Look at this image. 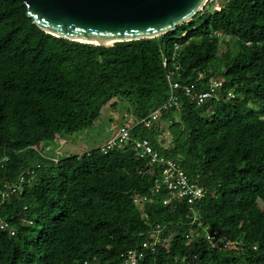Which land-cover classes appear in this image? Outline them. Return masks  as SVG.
I'll return each instance as SVG.
<instances>
[{"label": "trees", "instance_id": "obj_1", "mask_svg": "<svg viewBox=\"0 0 264 264\" xmlns=\"http://www.w3.org/2000/svg\"><path fill=\"white\" fill-rule=\"evenodd\" d=\"M209 8L164 34L104 46L56 37L22 0H0V264H122L130 248L142 251L138 264H264V0ZM170 73L200 87L223 81L220 100L197 105L178 89L177 106L130 133L197 181L193 206L165 205L157 167L130 146L42 156L105 105L144 118L166 101ZM154 235L155 248L142 247Z\"/></svg>", "mask_w": 264, "mask_h": 264}, {"label": "water", "instance_id": "obj_2", "mask_svg": "<svg viewBox=\"0 0 264 264\" xmlns=\"http://www.w3.org/2000/svg\"><path fill=\"white\" fill-rule=\"evenodd\" d=\"M22 1L32 23L45 32L56 37L104 46L150 38L174 30L191 21L205 5V0Z\"/></svg>", "mask_w": 264, "mask_h": 264}, {"label": "built area", "instance_id": "obj_3", "mask_svg": "<svg viewBox=\"0 0 264 264\" xmlns=\"http://www.w3.org/2000/svg\"><path fill=\"white\" fill-rule=\"evenodd\" d=\"M221 0H205V5L211 8V11L220 10ZM180 46L175 45V50H179ZM163 64L166 65V59L163 60ZM204 77V72H199L197 74L196 82ZM167 81L169 85V95L166 101L159 107L153 109L144 118H130L125 121L119 127H114L113 135L107 138L104 143L100 146L103 153L115 148H123L125 146H130L137 156V158H147L146 166L151 170L157 167L159 173L155 179V190L158 191L161 187L165 188L169 197L163 200L165 205H169L172 201L180 203L186 200L191 206L201 199L204 194V190L199 186L196 180H193L181 165L171 158L166 156H161L156 150H154L151 141L148 138H133L131 137V130L138 124H142L144 127H151L156 121H158L163 113L178 105V95L176 90L181 89L185 96L195 102L197 105H202L210 99L220 100L222 97V86L223 81L217 76H211L208 78L207 82L203 86H198L196 82H190L181 84L179 81L174 80L172 74L167 75ZM234 93L229 91L227 97H233ZM168 134L159 135L160 138L166 137ZM141 172V171H140ZM11 192L16 191L15 187H10ZM197 217L193 214L192 220L195 221ZM7 222L1 224V228H7ZM158 227V233L161 229ZM211 234V235H210ZM205 232V235L220 241V237L216 236V232L212 233ZM157 236L154 235L153 240L150 242L144 241L142 247H150L152 250L157 244ZM223 246L227 247V244ZM143 257L142 251H137L135 248H130L126 254L123 255L122 264H138L140 259Z\"/></svg>", "mask_w": 264, "mask_h": 264}, {"label": "rangeland", "instance_id": "obj_4", "mask_svg": "<svg viewBox=\"0 0 264 264\" xmlns=\"http://www.w3.org/2000/svg\"><path fill=\"white\" fill-rule=\"evenodd\" d=\"M124 106H118L116 109L106 105L101 107L99 117L93 126L76 132L71 137H66L67 140L60 139L58 142L52 143L49 147L43 149L42 156L65 157L70 154H80L94 147H100L107 138L113 135L112 129L114 127H119L130 119H127V116L124 117L126 113ZM258 110L257 108L256 111L258 112ZM171 130L172 134L175 135L176 129L172 128ZM171 130L168 129L166 132L169 133Z\"/></svg>", "mask_w": 264, "mask_h": 264}, {"label": "bare ground", "instance_id": "obj_5", "mask_svg": "<svg viewBox=\"0 0 264 264\" xmlns=\"http://www.w3.org/2000/svg\"><path fill=\"white\" fill-rule=\"evenodd\" d=\"M93 40L100 41V42H108V43L112 42V40H107V39H93Z\"/></svg>", "mask_w": 264, "mask_h": 264}]
</instances>
